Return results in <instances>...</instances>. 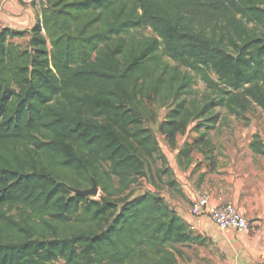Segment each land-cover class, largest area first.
Instances as JSON below:
<instances>
[{
    "label": "trees",
    "instance_id": "trees-1",
    "mask_svg": "<svg viewBox=\"0 0 264 264\" xmlns=\"http://www.w3.org/2000/svg\"><path fill=\"white\" fill-rule=\"evenodd\" d=\"M195 76L206 103L188 98ZM153 99L175 105L160 126L172 140L217 106L264 110V0H42L30 30L0 25V264H179L178 245L206 242L164 197L131 190L158 176L145 158L167 164L144 125ZM93 184L100 199L81 192Z\"/></svg>",
    "mask_w": 264,
    "mask_h": 264
},
{
    "label": "crops",
    "instance_id": "crops-1",
    "mask_svg": "<svg viewBox=\"0 0 264 264\" xmlns=\"http://www.w3.org/2000/svg\"><path fill=\"white\" fill-rule=\"evenodd\" d=\"M41 8L42 0H0V25L28 31L41 16ZM227 115L230 127L225 125L226 120L200 119L205 121L200 133L192 130L188 140L196 142L198 136L200 142L205 134L204 139L212 147V159L206 157V149H201L198 167L189 161L180 171L171 164L182 196L161 193L193 231L206 239L198 244V255L184 252V264H264V154L250 147L256 134L258 143L264 146V111L260 108L257 114L246 113L250 118L247 125L235 114ZM219 131L225 137L220 139ZM201 195H208L213 205L233 204L249 221V229L223 230L207 217H193L191 205Z\"/></svg>",
    "mask_w": 264,
    "mask_h": 264
},
{
    "label": "rangeland",
    "instance_id": "rangeland-1",
    "mask_svg": "<svg viewBox=\"0 0 264 264\" xmlns=\"http://www.w3.org/2000/svg\"><path fill=\"white\" fill-rule=\"evenodd\" d=\"M134 33L136 34V36H142V35L152 36L153 35V31L150 28L146 30H137ZM15 41L19 44L25 45L27 43V38L19 37V38H16ZM163 61H164V65L166 66L169 72L172 70H175L181 73L189 72L185 69L184 66L179 65L177 62H175L174 60L168 57H164ZM211 76L214 80H218V77L214 73H212ZM211 95H212V92L208 88L206 83L199 76H195L194 84L192 86V92L189 94L188 98L191 99L195 97L198 100H200L202 103H206L209 100L207 97L209 96L212 97ZM213 97H216V96H213ZM253 105H256V104H252L249 109L251 111L248 110L246 113L250 112L252 115L258 113V110L261 107L257 109V107H253ZM174 106L175 105L172 100L166 104H162L161 99H157V100L153 99L152 102L145 101L141 105V110H142L143 117H144V125L146 127H149L153 131L160 149L163 151V153L167 157V164L163 165L162 160H160L159 158H154V159L145 158V162L147 166L151 169L150 173H154V174L158 173V176L152 177V180L149 177H142L141 179H139L131 188V190L134 192L135 195H139L143 192L151 191L159 195H161V193H166V194H170L171 196H173V194L175 193V195L182 196V191H181L182 189L181 188L179 189L178 187V184L175 180V173L173 171L171 164H175V166L180 171L184 170V167L186 166L187 163H189V161L195 162L197 167L200 165L199 164L200 160L199 158H197V154L199 153L197 144L199 142L188 140L191 134V131L193 130L194 125L197 124V122H200L199 120H194L193 122H191L183 132L179 133L175 137L174 140L167 137L166 133H164V131L160 127L162 122L167 119L168 113L170 112L171 109L174 108ZM246 113H245V116L241 118L244 121L245 125L249 124V121H250V118L246 116ZM227 114H228V111L226 107L217 106L216 108H214L213 111H211L204 117L210 118V116L212 115L217 116L216 120H219V119L226 120L225 125L227 127H230L231 119L229 121ZM261 119H264V118H261ZM202 122H205V121H202ZM199 130L200 129L196 130L198 134L200 133ZM224 135L225 133L223 131L218 132V136L220 137V139L225 137ZM186 136L188 137L186 140H184ZM198 138H199L198 136L195 137L196 141L198 140ZM187 144H190V145L188 146ZM184 148H186V150L184 152H181ZM162 168H167L170 171H168V173L166 174H161L162 175L161 176L159 170ZM168 180H174L177 186L173 187V186L166 184ZM94 190L96 191V193ZM81 192L95 199H100L103 194L102 189L95 184L82 189ZM4 210H7L10 215H14L18 219H19V215L23 212V208H14L12 210H9L8 207H5ZM178 247L182 248V250L186 252L188 256L190 255V253L197 254V255L199 254L198 244L178 245ZM184 261H185L184 257L182 258L179 257V264H184ZM60 264H62V262H60Z\"/></svg>",
    "mask_w": 264,
    "mask_h": 264
},
{
    "label": "built area",
    "instance_id": "built-area-1",
    "mask_svg": "<svg viewBox=\"0 0 264 264\" xmlns=\"http://www.w3.org/2000/svg\"><path fill=\"white\" fill-rule=\"evenodd\" d=\"M193 217L209 218L221 229H234L243 232L249 229L250 223L231 203L213 205L208 195L199 196L191 205ZM191 226V224H189ZM193 226H191L192 228ZM193 229V228H192Z\"/></svg>",
    "mask_w": 264,
    "mask_h": 264
},
{
    "label": "water",
    "instance_id": "water-1",
    "mask_svg": "<svg viewBox=\"0 0 264 264\" xmlns=\"http://www.w3.org/2000/svg\"><path fill=\"white\" fill-rule=\"evenodd\" d=\"M95 191V190H94ZM95 193H96V191H95ZM84 194V193H83Z\"/></svg>",
    "mask_w": 264,
    "mask_h": 264
}]
</instances>
